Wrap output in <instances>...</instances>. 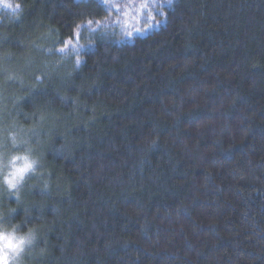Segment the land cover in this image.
Returning a JSON list of instances; mask_svg holds the SVG:
<instances>
[{"label":"trees","instance_id":"obj_1","mask_svg":"<svg viewBox=\"0 0 264 264\" xmlns=\"http://www.w3.org/2000/svg\"><path fill=\"white\" fill-rule=\"evenodd\" d=\"M1 1L0 160L39 161L0 181L26 264H264V0H175L131 39L87 28L101 0Z\"/></svg>","mask_w":264,"mask_h":264},{"label":"rangeland","instance_id":"obj_2","mask_svg":"<svg viewBox=\"0 0 264 264\" xmlns=\"http://www.w3.org/2000/svg\"><path fill=\"white\" fill-rule=\"evenodd\" d=\"M0 2L2 6L8 5L4 1L0 0ZM113 2L116 3L118 7H122L123 5L128 4L130 0H113ZM164 6H166V4H164L163 0H152V4L148 8L147 12L137 11L136 9H132L131 11L125 9V11L128 13L127 15H125L124 12L118 11L117 9L108 8L110 10L111 16L108 19L102 21L103 26L106 27L113 26V28H115L116 31L123 36V39H129L131 37L133 38L134 36L137 35H144L149 31H151L152 29L159 27L160 24H162L164 18V10L162 9V7ZM87 28H89V26H87ZM91 28L97 29L94 25ZM137 30H143V31H137ZM129 33H131V35H129ZM63 48H62L63 51L65 50V52L67 53L70 52L74 54H78L81 50H83L84 45L80 42V34L77 33L73 39L67 40ZM8 158H6L5 160L4 159L0 160V177L4 175V171H5L4 165ZM0 181L2 186L5 187V189L8 192L16 190L21 185L19 184L18 186H16V188H11V187H6L2 180ZM32 243H33V238L31 244ZM30 245L26 247L24 254L19 258H16L10 254L9 255L10 264H26L29 260L26 251L30 247Z\"/></svg>","mask_w":264,"mask_h":264},{"label":"snow or ice","instance_id":"obj_3","mask_svg":"<svg viewBox=\"0 0 264 264\" xmlns=\"http://www.w3.org/2000/svg\"><path fill=\"white\" fill-rule=\"evenodd\" d=\"M102 2L108 7L112 9H117L120 12H124L125 15L128 13L125 9L131 11L132 9H136L137 11H145L147 12L148 8L152 4V0H130L128 4L123 5L122 7H118L113 0H102ZM164 4L174 7L175 0H163ZM162 14V13H161ZM87 26L91 28L93 25L96 28H101L103 26L102 21L98 20H88L86 21ZM143 31V30H137ZM131 35V33H129ZM63 51V49H61ZM77 64L82 63L79 57L76 60ZM31 167V165H26L25 167H18L15 171V176L13 180L9 181V186L11 188H16L15 178L19 177L20 179L24 178V174L27 169ZM43 192V190H41ZM31 244L30 240H25L23 238H16V237H5L2 233H0V264H10L9 255L19 258L25 252L27 246Z\"/></svg>","mask_w":264,"mask_h":264},{"label":"clouds","instance_id":"obj_4","mask_svg":"<svg viewBox=\"0 0 264 264\" xmlns=\"http://www.w3.org/2000/svg\"><path fill=\"white\" fill-rule=\"evenodd\" d=\"M26 165H31V167L27 169L23 179H20L19 177L15 178L16 186L22 184L26 175L31 172H34L37 169V167H39V161L34 159L28 153H24L21 155H13L9 157L4 165V169H5L4 175L0 177V180L3 181L6 187H10L9 181L13 180L15 176L16 168L25 167ZM0 233H2L5 237L23 238L25 240H30V241H32L33 238L32 233L19 234L18 226H14L12 224H7V223L0 224Z\"/></svg>","mask_w":264,"mask_h":264},{"label":"bare ground","instance_id":"obj_5","mask_svg":"<svg viewBox=\"0 0 264 264\" xmlns=\"http://www.w3.org/2000/svg\"><path fill=\"white\" fill-rule=\"evenodd\" d=\"M165 9H166V8H165ZM160 15H161V14H160ZM156 16H157V15H156ZM78 36H79V35H78ZM71 38H72V37H71ZM131 38H132V37H131ZM131 38H130V39H131ZM69 40H70V39H69ZM70 45H71V44H70ZM66 46H67V45H66ZM63 49H64V48H63ZM76 49H77V48H76ZM86 49H87V48H86ZM73 50H74V49H73ZM57 51H58V50H57ZM82 54H83V53H82Z\"/></svg>","mask_w":264,"mask_h":264}]
</instances>
